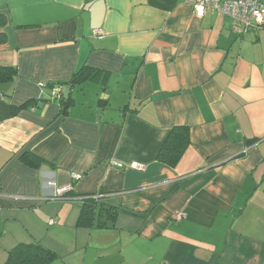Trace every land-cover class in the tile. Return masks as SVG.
I'll use <instances>...</instances> for the list:
<instances>
[{
	"label": "crops",
	"instance_id": "crops-1",
	"mask_svg": "<svg viewBox=\"0 0 264 264\" xmlns=\"http://www.w3.org/2000/svg\"><path fill=\"white\" fill-rule=\"evenodd\" d=\"M193 2L0 0V264H264V23ZM71 85L97 100L64 110ZM87 200L113 217L79 224Z\"/></svg>",
	"mask_w": 264,
	"mask_h": 264
},
{
	"label": "trees",
	"instance_id": "trees-1",
	"mask_svg": "<svg viewBox=\"0 0 264 264\" xmlns=\"http://www.w3.org/2000/svg\"><path fill=\"white\" fill-rule=\"evenodd\" d=\"M84 68L85 67H82L74 73L72 78L74 83H80L85 80V71L83 70ZM2 73L3 70L0 68V79L2 78ZM72 99L73 98L71 97L68 101H66V98H63L60 101L61 107H63L66 102L69 104ZM188 144L189 137L187 129L174 128L167 135L162 146L160 147L157 158L167 165L173 167L180 160ZM101 204L104 205L103 203ZM102 210H105V213L108 217H113L114 211L110 208V206L102 208L100 205L98 206L97 202L94 200L85 201L82 206L79 224L90 225L93 218L99 217L103 214ZM52 259L53 255L50 252H47L37 244H32L29 246H18L15 248L12 252H10L8 259L4 264H47Z\"/></svg>",
	"mask_w": 264,
	"mask_h": 264
},
{
	"label": "built area",
	"instance_id": "built-area-1",
	"mask_svg": "<svg viewBox=\"0 0 264 264\" xmlns=\"http://www.w3.org/2000/svg\"><path fill=\"white\" fill-rule=\"evenodd\" d=\"M207 10H214L229 17L233 31L240 36L261 28L264 23V0H194L193 13L196 17L201 18ZM102 33L101 29L94 31L95 35ZM60 94V87L51 88L53 98L60 100L62 98ZM131 167L141 168L137 162L132 163Z\"/></svg>",
	"mask_w": 264,
	"mask_h": 264
},
{
	"label": "rangeland",
	"instance_id": "rangeland-1",
	"mask_svg": "<svg viewBox=\"0 0 264 264\" xmlns=\"http://www.w3.org/2000/svg\"><path fill=\"white\" fill-rule=\"evenodd\" d=\"M73 98L75 100L80 98L81 102L89 103V102H92V100L96 101L97 100V95L94 94V91L90 87V85H84V89L82 90V92L79 93V91L77 90L74 93Z\"/></svg>",
	"mask_w": 264,
	"mask_h": 264
},
{
	"label": "water",
	"instance_id": "water-1",
	"mask_svg": "<svg viewBox=\"0 0 264 264\" xmlns=\"http://www.w3.org/2000/svg\"><path fill=\"white\" fill-rule=\"evenodd\" d=\"M73 89H74V85H71L68 89V92H67V95H66V101H68L71 97H72V94H73ZM67 104L68 102H66L65 106H64V110L67 108Z\"/></svg>",
	"mask_w": 264,
	"mask_h": 264
}]
</instances>
